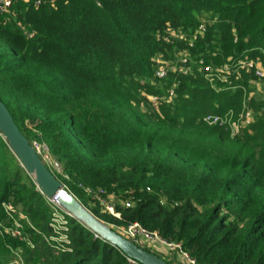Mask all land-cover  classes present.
Instances as JSON below:
<instances>
[{
  "label": "trees",
  "instance_id": "1",
  "mask_svg": "<svg viewBox=\"0 0 264 264\" xmlns=\"http://www.w3.org/2000/svg\"><path fill=\"white\" fill-rule=\"evenodd\" d=\"M169 28L186 38L167 43ZM176 48L216 66L247 59L264 67V0H58L38 8L18 0L12 14H0V99L32 146L45 144L61 164L57 179L105 224L139 223L182 244L197 264H264V101L252 98L263 112L244 137L203 121L239 112L257 78L241 69L232 84L212 85L198 70L157 79L155 57L170 59ZM161 86L175 87L172 104L143 111ZM24 177L0 170V264L17 254L24 264H131L73 217L65 216L67 231H55L56 208ZM83 187L114 197L121 217ZM6 204L15 219L24 215L25 240L6 233L15 225Z\"/></svg>",
  "mask_w": 264,
  "mask_h": 264
},
{
  "label": "built area",
  "instance_id": "2",
  "mask_svg": "<svg viewBox=\"0 0 264 264\" xmlns=\"http://www.w3.org/2000/svg\"><path fill=\"white\" fill-rule=\"evenodd\" d=\"M17 1L18 0H0V14H4V15L12 14L13 7ZM22 1L27 4L33 5L35 8H38L45 4L55 6L58 0H22ZM211 22L207 20L200 24L197 31L193 33V39L190 41V44H189L190 48L194 47V43L198 39V37L204 36L206 34L207 28L209 24H211ZM185 38L186 36L183 33L169 28L168 34L165 35L164 40L167 43H174L175 39H178L181 41V40H184ZM174 54H176L179 57V60L177 61L176 66L171 65L170 67L168 63L170 59H165L163 54H159L158 56L155 57L154 60L156 64L159 65L157 68L156 74H155V77L157 79L161 81H167L169 78V74L171 72H174V73L178 72V73H182L184 75L189 76V75L194 74L195 70H198L205 77L207 81H209L212 85H215V82H216L215 72H223L227 75L226 77H228L231 70H235L239 73L241 69H246L249 72H253L257 80L264 81V67L260 61L241 59L232 64L223 65L224 67H226V70L229 69L228 72H224L223 66H221V68H218L219 66H216L211 63H207L205 59H199V60L196 59L195 62L197 64V69L195 68L193 69L192 67L193 56L191 55L189 49L178 50L176 48L174 50ZM161 62H163L162 66H161ZM223 78H224L223 82L228 83V80L225 79V77ZM238 79H239V76H237V80ZM168 94L169 96H168L167 103H170V102L172 103L173 99L177 97L175 87L171 88L168 91ZM154 101H158V103L160 102L158 98H155ZM231 114L232 113H229L226 116L209 114L203 118V121L210 126L230 128L233 131V133L236 135L240 134L244 129L249 128L255 122L254 113L248 109L245 110L242 113V115H240L238 122H234V123L231 122V118H233ZM33 148L37 151L41 159L44 161V163L47 165V167L50 169L52 173L54 172L59 173V174L63 173L62 171L63 168L61 164L52 159L49 153V149L45 144H40L39 142L36 141L33 143ZM83 188L88 196H91L94 199H96L102 206L105 207L107 211H109L110 214H112L113 216L117 218L121 217L120 213L115 212L114 205L109 203L110 199H114V197L107 196V193L104 190H95L89 187H83ZM40 193L42 192L40 191ZM48 200L56 208L52 227L56 230L57 225L58 226L60 225L61 227H59V229L62 228L63 230L67 231V229L65 228L67 224L65 216L72 217V215L69 212L63 210L64 208L61 206L58 196H55L54 198L48 199ZM131 205L132 203L130 201L125 202L126 207H131ZM4 206L6 207V205ZM9 206L11 207V205ZM61 208H62V211L60 210ZM117 232L124 238L132 242H135L142 248L152 249L158 253H164L165 255L176 254L177 258L180 259L181 263L183 264H197L196 260L193 259L190 256V254L183 249L182 244L171 242L165 239L163 236H161L158 232L156 231L151 232L139 223L129 224L127 227H123V228L117 227ZM12 235L14 237H20L21 239L25 240L23 236V232H22V226L18 227L16 233H13ZM97 237L99 236L97 235ZM61 238L64 243L69 244L67 236H62ZM129 262L131 264L137 263V261L131 258H129Z\"/></svg>",
  "mask_w": 264,
  "mask_h": 264
},
{
  "label": "water",
  "instance_id": "3",
  "mask_svg": "<svg viewBox=\"0 0 264 264\" xmlns=\"http://www.w3.org/2000/svg\"><path fill=\"white\" fill-rule=\"evenodd\" d=\"M0 133L6 139L12 153L20 161L32 178L37 188L48 199L59 197L61 206L73 218L80 221L99 235L123 251L129 258L140 264H168L165 259L138 247L134 242L124 238L89 211L77 197L71 194L57 177L50 171L31 141L22 134L14 117L0 99Z\"/></svg>",
  "mask_w": 264,
  "mask_h": 264
},
{
  "label": "rangeland",
  "instance_id": "4",
  "mask_svg": "<svg viewBox=\"0 0 264 264\" xmlns=\"http://www.w3.org/2000/svg\"><path fill=\"white\" fill-rule=\"evenodd\" d=\"M207 19H208L209 22L213 21V18L212 17H208ZM192 39H193V37H192ZM178 60H179V57L176 54H174V51H173L172 52V55L170 56V61H168L169 67L171 65L176 66ZM195 61H196V58L193 57V62H192L193 69L194 68L197 69V64H196ZM162 65H163V62H161V66ZM156 66L158 68L159 65L156 64ZM218 68H221V66H219ZM228 70H226V67L223 66V71L224 72H228ZM215 74H216V76H215V81H216L215 84H217L218 82H223V79H224L223 77H225V79L228 80V83L229 84H232V82H231L232 81L231 76L233 74L238 75V72L235 71V70H231L230 71V74L228 75V77H226L227 75L225 73H223V72H215ZM251 83H252V91L250 92V94H248L244 98L243 107L240 109V111L239 112L230 111L227 114L221 115V116H226L229 113H232L231 115L233 116V118H231V122H233V123L234 122H238V119L240 118V115H242V113L245 110L248 109V110H250V111H252L254 113V116H255V122H254V124L260 119V116H261L260 114H262L263 109H261V110L258 111L256 109L257 107L253 106L252 98H254L256 105H258L260 102H263L264 101V81L255 80V81H252ZM160 90L162 91L161 96L160 95L159 96H150L151 103L148 106H143L142 107L143 111L150 112V113H153L154 112V110H155L154 104H158V101H154L155 98H158V100H160V102L161 101H164L165 104H168L167 103L168 96H169L168 91H166V89H165L164 86H161L160 87ZM169 104H172V103L170 102ZM216 115H218V114H216ZM226 130L229 131L231 137H244L246 135V131H247L246 129H244L240 134L236 135V134L233 133V131L230 128H226ZM245 147L250 148L248 146H245ZM0 170L8 171L9 177H12V178L15 176V174H18L19 175V173L22 175V177H24V176L27 177L29 175L27 173V171L24 169V167L22 166V164L20 163V161L17 159V157L12 153V151L9 148V146H7V145L5 146L1 142H0ZM62 171H63V169H62ZM63 185L67 189V187H66V185L64 183H63ZM38 191L40 192L39 189H38ZM112 202L113 201H109V203L113 204ZM9 205L10 204H6V207L5 206L4 207L8 211L7 213L9 214V216L11 218L15 219V217L17 215V213H16L17 210L12 205H11V207ZM52 206L55 208V206L53 204H52ZM60 210L62 211V208ZM63 210L66 211L65 209H63ZM60 213H62V212H60ZM20 219L21 220L25 219V217H24L23 214H20L19 215V218L15 219V225H14V227H11L10 229H7L6 230V233H9V234L16 233L17 228L20 227V226H22V223L20 222ZM59 227H61V226L60 225L59 226L57 225V228H56L55 231H58ZM109 227H111L113 230H115L117 232V228L116 227H114V226H109ZM60 229L62 230V228H60ZM60 239L62 240L61 237L59 238V240ZM150 250L153 253L157 254L158 256L162 257L163 259H165V260H167L169 262H172L173 264H183V263H181V260L177 258V255L176 254H173V255H165L164 253H158V252H156V251H154L152 249H150ZM13 264H24V259L23 260L20 259V257H18V254H17L16 258L13 261Z\"/></svg>",
  "mask_w": 264,
  "mask_h": 264
}]
</instances>
